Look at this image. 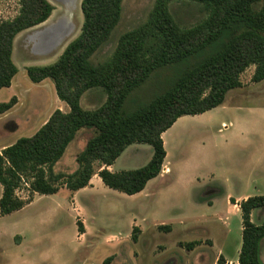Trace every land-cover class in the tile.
<instances>
[{
	"label": "rangeland",
	"instance_id": "obj_1",
	"mask_svg": "<svg viewBox=\"0 0 264 264\" xmlns=\"http://www.w3.org/2000/svg\"><path fill=\"white\" fill-rule=\"evenodd\" d=\"M48 1L54 8L49 21L23 33L15 42L13 62L19 72L12 87L1 91L0 102H8L13 97H17L18 102L8 113L0 115L1 152L19 138L34 134L39 129V118L59 101L52 80L45 84L32 83L26 69L54 63L81 32L82 0ZM155 2L124 0L120 23L90 62L95 66L106 63L119 38L147 21ZM169 10L181 28L194 27L208 17L202 4L193 1H174ZM19 11V0H0V24L14 19ZM209 53L211 51L207 50L185 63L155 71L130 94L124 112L130 114L150 103L167 91L187 68ZM254 69L250 67L241 75L244 89L235 91L242 93L237 99L232 100L233 93H230L222 106L201 115L182 117L163 134L166 165L171 167L172 174L157 177L142 193L129 196L95 180L93 187L76 198L82 207L81 214L74 210L71 192L60 190L54 195L34 194L33 202L23 209L0 215V264H103L111 256H114L112 264H185L193 260L179 247V242L210 236L212 230L206 229L207 225L180 221L182 212L188 211L191 202L199 196L209 197L215 186L222 189L216 196L219 199L226 198L230 187L236 195L253 194L257 186L253 181L263 176L259 173L264 159L259 167L256 142L242 144L222 129L223 123L232 119L259 118L248 111L240 116L230 109L234 104L251 107L259 100L262 102L258 103H264V95L259 96L264 91V81H251ZM106 99L103 89H91L82 95L80 104L84 110L94 111ZM93 135L94 130L80 131L55 171L73 173L78 168L76 156ZM152 156L150 145L135 144L117 162L116 169L142 168ZM98 167L96 165V171ZM17 195L27 199L28 186L22 185ZM83 221L88 235L79 238L77 222ZM135 224L142 228L137 233V242L132 240ZM161 224L169 229H159ZM207 252V259L201 264H207L215 254L211 249Z\"/></svg>",
	"mask_w": 264,
	"mask_h": 264
},
{
	"label": "trees",
	"instance_id": "obj_2",
	"mask_svg": "<svg viewBox=\"0 0 264 264\" xmlns=\"http://www.w3.org/2000/svg\"><path fill=\"white\" fill-rule=\"evenodd\" d=\"M174 1L202 4L208 17L191 28H181L170 13ZM124 0H82L83 25L59 59L50 65L26 69L32 83L54 82L58 98L68 112L56 110L32 136L19 138L0 153V215L17 212L34 200V194L54 195L62 188L80 191L94 175L109 189L133 196L163 171L167 152L163 134L182 117L201 115L220 107L231 90L241 88V75L255 67L252 83L264 80V0H156L147 21L124 33L112 57L93 65L91 58L110 40L120 23ZM19 14L0 24V90L9 88L18 74L13 62L15 38L46 22L54 11L48 0H19ZM211 53L187 68L164 93L150 103L126 114L124 104L157 70ZM101 88L106 102L94 111L81 107L82 95ZM18 102L13 97L0 103V115ZM94 130L85 148L76 156L78 168L70 174L55 171L69 145L82 130ZM135 144L153 148L149 163L139 169L111 172L122 153ZM100 170L96 173L95 167ZM27 185L30 196L17 192ZM264 210V196H252L240 203L243 221L239 264H261L259 245L264 222L255 225L252 212ZM80 234L83 223L77 222ZM159 229H169L159 226ZM138 227L132 240L137 242ZM169 231V230H168ZM197 242L184 247L193 249ZM114 256L103 264H112ZM217 264H226L223 257Z\"/></svg>",
	"mask_w": 264,
	"mask_h": 264
},
{
	"label": "crops",
	"instance_id": "obj_3",
	"mask_svg": "<svg viewBox=\"0 0 264 264\" xmlns=\"http://www.w3.org/2000/svg\"><path fill=\"white\" fill-rule=\"evenodd\" d=\"M49 19L41 25H38L34 28H31L29 30H26V31L20 33L14 40L13 54H14L15 42L17 41V39L19 38L20 35H22L23 33L29 32V31H33L34 29H37L38 27L45 25V23H47L49 21ZM13 54H12V59H13ZM58 59L59 58H57V60ZM57 60H55V62ZM39 66H44V65H39ZM18 72H19V70H18ZM13 80H12V82H13ZM47 80H51V79H46L43 82L38 83V84H45V83H47ZM241 82H242V80H241ZM242 84H243V82H242ZM243 86H244V84H243ZM243 86L241 88H237V89H234V90H231L230 92H228L224 102L226 103L227 97L230 95V93H233L232 100L235 98L237 99V97L239 95H242V93H237L235 91L244 89ZM10 87H12V84ZM9 88H4V89H9ZM4 89H2V90H4ZM2 90H0V93ZM250 95H252V94H249V96ZM262 95H264V91L259 96H262ZM246 97H248V96H245V98ZM239 98H243V97H239ZM53 99L55 100V98H53ZM258 102H262V101L261 100L257 101L256 106H251V107L250 106L240 107V106H238V104H234V105H232V107H230V109L232 112H235L237 115L238 114L240 115L242 113L245 114V112L248 111V113L251 112V114H255L256 117L259 116V118L252 119V120L232 119L228 122H224L222 125V129H223V133H227V135H229V136H234L235 139H238L240 142H242V144H243V142L245 144H247L251 140L255 141L256 142V151L258 154H260L259 156H257L256 159L259 160L258 166L261 167L259 164H261L262 160L264 159V103H258ZM56 110H61V111L66 113L69 111V106L65 102H63L59 99V101L57 102L56 106L53 109L43 113V116L41 118H39L40 119L39 124H37L38 120L35 122V124L38 125L39 129L49 120L51 115ZM32 135H30V136H32ZM30 136H27V137H30ZM132 146L128 147L122 153V155L116 160V162L113 165L108 167V169L111 172L124 171V170H117L116 165H117V162L124 155V153L129 148H131ZM4 148L5 147H3V149ZM0 153H1V151H0ZM261 153H262V155H261ZM150 160L151 159H149V161ZM166 163H167V157H166L165 162H164L163 171L159 177L164 176V175L166 176L168 174H172L171 167L167 168ZM59 165H61V161L57 164V166H59ZM165 168L168 171H166ZM99 170H100V168L98 167L96 173ZM260 170H261V173H259V174H262L263 176L262 177L257 176V179L253 181L254 184L257 185L255 187V193L247 194V195H244V194L236 195L233 193L232 188L230 187L231 190L226 193V198L225 199H219L216 196L222 189L215 186L212 189L211 193L208 195L209 197H206V195L205 196H199L197 199H195L191 202V204L189 205L188 211L185 210L182 212V214H181L182 217H181L180 221H182V222L183 221L184 222H194L195 225L198 224L200 226L207 225L208 227L206 229L211 228V230H212V234L210 236L208 234L207 236L202 237L200 239H196V240H192V241H180L179 242V247L182 248L185 251V253L187 255L191 256V258L193 259V260H190L189 263H185V264H201L202 261L207 259V254H208L207 250H209V249L214 250L215 254L213 255L212 259L208 260L207 264H217V262L219 261V259L221 257L224 258V260L226 261V264H239V256H240L242 243H243V241H242L243 221H242V214L240 211V203L243 200H246L252 196H264V166L261 167ZM213 176H214V174H213ZM95 180H97L99 184L101 183L100 177L96 174L91 179L90 185L88 187H86L80 191H77V192H71V196L73 198L72 204H74V210H76L77 213L81 214L82 207L78 204V202L76 201V198L82 192L93 187V183ZM152 181H150L148 183V185ZM148 185L146 186V188L148 187ZM146 188H145V190H146ZM61 190L69 191L66 188H62ZM2 191H3L2 188H0V198L2 196ZM251 220L255 225H261L264 222V210L253 211L252 215H251ZM83 225H84L85 232L83 234H80L79 238H83V237H86L88 235V231H87L88 229H87V226L84 224V221H83ZM162 225L163 224H161L160 226H162ZM135 226L138 227L139 230H142V228L140 226H137L136 224H135ZM170 231H171V229H170ZM192 242H197V245L193 249L189 250L188 248L184 247L186 244H189ZM259 259H260L261 264H264V238L260 241V245H259Z\"/></svg>",
	"mask_w": 264,
	"mask_h": 264
}]
</instances>
